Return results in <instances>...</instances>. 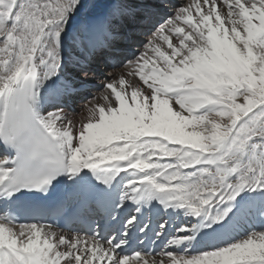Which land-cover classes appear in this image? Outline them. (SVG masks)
Wrapping results in <instances>:
<instances>
[{
  "label": "snow or ice",
  "instance_id": "obj_1",
  "mask_svg": "<svg viewBox=\"0 0 264 264\" xmlns=\"http://www.w3.org/2000/svg\"><path fill=\"white\" fill-rule=\"evenodd\" d=\"M163 7L0 0V264H264V0Z\"/></svg>",
  "mask_w": 264,
  "mask_h": 264
},
{
  "label": "bare ground",
  "instance_id": "obj_2",
  "mask_svg": "<svg viewBox=\"0 0 264 264\" xmlns=\"http://www.w3.org/2000/svg\"><path fill=\"white\" fill-rule=\"evenodd\" d=\"M168 1V0H167ZM173 1H177V3L175 4ZM178 2H186V0H172V4H169L170 6L168 7V8H170L168 11H171V10H173L174 9V7L176 8V6L178 5ZM168 3H169V1H168ZM174 5V6H173ZM164 8V7H163ZM158 10V12H159V14H161V13H163V11H162V8H158L157 9ZM162 15V14H161ZM150 27V26H149ZM148 31V28L147 27H145V28H142V29H140L139 30V32H145V31ZM139 38H147L146 36H143V35H138L137 34V38L136 39H139ZM138 45V44H137ZM135 46V48L136 49H139V47L138 46ZM140 45V44H139ZM112 69H108V70H106L107 72H110ZM111 72H113V71H111ZM110 72V73H111ZM78 101H79V99H78ZM77 101H75L73 104H72V107L73 108H75L76 110H79V108L81 107V103H80V105L79 106H77Z\"/></svg>",
  "mask_w": 264,
  "mask_h": 264
},
{
  "label": "rangeland",
  "instance_id": "obj_3",
  "mask_svg": "<svg viewBox=\"0 0 264 264\" xmlns=\"http://www.w3.org/2000/svg\"><path fill=\"white\" fill-rule=\"evenodd\" d=\"M185 2H178V5L176 6V7H178V6H180L181 4H184ZM169 10V8H163V11H168ZM170 12H172V11H170ZM147 31V30H146ZM145 31V32H146ZM141 33H143V32H138V35H143V34H141ZM143 36H145V35H143ZM146 38H139V39H136V43H139L140 44V41H143V40H145ZM139 47H140V45H139ZM101 70H103V71H106L107 69H105V68H101ZM82 101H77V106H79L80 105V103H81Z\"/></svg>",
  "mask_w": 264,
  "mask_h": 264
}]
</instances>
